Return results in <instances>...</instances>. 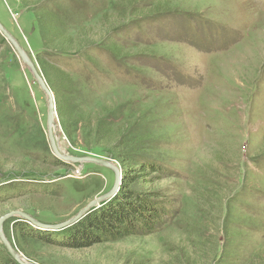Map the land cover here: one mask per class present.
Instances as JSON below:
<instances>
[{
  "label": "rangeland",
  "instance_id": "rangeland-1",
  "mask_svg": "<svg viewBox=\"0 0 264 264\" xmlns=\"http://www.w3.org/2000/svg\"><path fill=\"white\" fill-rule=\"evenodd\" d=\"M0 24L48 88L50 65L67 74L73 117L67 134L56 119L58 151L154 176L120 180L59 231H23L11 217L2 234L16 254L33 264H264V0H0ZM45 25L66 53L44 46ZM46 118L44 94L0 35V217L57 225L115 184L90 162H48ZM23 176L65 188L4 191ZM125 190L154 205L159 224L116 241L78 238L79 222ZM10 263L0 240V264Z\"/></svg>",
  "mask_w": 264,
  "mask_h": 264
},
{
  "label": "trees",
  "instance_id": "trees-1",
  "mask_svg": "<svg viewBox=\"0 0 264 264\" xmlns=\"http://www.w3.org/2000/svg\"><path fill=\"white\" fill-rule=\"evenodd\" d=\"M44 21V24H48L47 20ZM51 31L53 30L45 25L44 32L49 33V35L46 34L44 36V46L51 51L61 53V50L57 51V49H55L56 42L61 38L59 36H56V31L54 32V34ZM44 63L46 64L47 62L43 61L42 64ZM76 64H78L79 71L82 72V65H80L79 62H76ZM51 70L54 71L55 68L53 69V66L50 65V69L45 70V78L55 99L57 118L59 119L63 130L67 134L68 128L66 124L73 117L72 113L68 109L69 107L67 103L70 97L73 95V90H69L71 87L66 82L67 74L62 72L59 75V72L56 71L55 76L51 73ZM48 162H51L52 165L57 166L59 160H57L54 156H51ZM147 169V166L143 164L138 168H129L126 172L123 171L121 174L122 184L128 186L130 184L138 182L140 179L145 180L150 177L154 178L151 173L145 172ZM27 178L28 177L23 176L18 179H13V183L6 184L4 191H10V187H15V185L18 186L17 190L22 188L28 189L38 187L39 184H41L42 186L57 189L59 192H63L65 188V184L63 181L33 183ZM123 195L124 197L121 201H114L111 203V206L107 207L106 209L103 208L101 210L93 212V214H89L86 220L82 219V221L79 222L80 224L73 230L75 231L74 233H77L78 238H80V236L82 235H84L85 239L88 237H94V235H96V237H99L100 241H116L134 235L136 231L138 232V230H140V233L142 234L150 233L151 229L154 228L153 226L159 224L162 216L159 210L155 209L154 205H146L141 203V199L138 196L134 197L133 195H131V193H128L127 190H125V193H123ZM26 225L29 224L25 222V228H23V231L28 228V226ZM85 232L87 235L83 234ZM71 239L73 238L71 237ZM69 241L70 240H67L65 244L69 243ZM73 241H77V239H73ZM73 241L71 240V243H73ZM10 262L12 264H16L11 257Z\"/></svg>",
  "mask_w": 264,
  "mask_h": 264
},
{
  "label": "water",
  "instance_id": "water-1",
  "mask_svg": "<svg viewBox=\"0 0 264 264\" xmlns=\"http://www.w3.org/2000/svg\"><path fill=\"white\" fill-rule=\"evenodd\" d=\"M0 35L15 51L18 59L23 64V66L29 71L33 80L37 84L38 88L44 94V96L46 98V104H47V118H46L47 139H48V143H49V147L51 149L52 155L56 159H58L59 161H61L63 163H76V162H78L79 164H82L84 162H90V163L96 164L100 167L112 170L114 175H115V184H114V186L111 189L109 194L105 195L104 197L97 198L96 200L92 201L87 207H85L83 210H81L75 217H73L72 219H70L66 222H63V223H60L57 225L41 224V223L36 222L31 217L23 215L19 212L8 213V214L0 217V240L3 243L7 252L9 253L10 257L14 261H16L18 264H33V263H30L26 260H23L18 254H16L13 251V249L11 248V246L9 245V243L7 242V240L4 238V236L2 234L3 223L5 221H7L8 219H10L11 217L18 215V216H22V219L26 223L34 226L36 229H39V230L59 231V230L65 229V228L71 226L72 224H74L75 222H77L78 220H80V218L83 215H85L87 212H89L90 209L92 210L93 208H95L98 203L103 202L109 196L114 194L117 190L119 181L121 180V176L119 173V169L117 167H115L110 161L102 160V159H95V158H86V159L72 158L70 156L63 155V153H61L60 151L57 150V147L55 145L54 136H53V134H54L53 127L56 124V119H57L54 96L51 93V91L49 90V88L47 87V85L45 84L42 76L39 74V72L37 71L35 66L31 63V61L27 57L26 53L21 48V46L10 36V34L1 26V24H0Z\"/></svg>",
  "mask_w": 264,
  "mask_h": 264
},
{
  "label": "bare ground",
  "instance_id": "bare-ground-1",
  "mask_svg": "<svg viewBox=\"0 0 264 264\" xmlns=\"http://www.w3.org/2000/svg\"><path fill=\"white\" fill-rule=\"evenodd\" d=\"M53 136H54V140L57 141L58 140V136H57V133L59 132L58 130V126L55 124L54 127H53ZM59 135V134H58Z\"/></svg>",
  "mask_w": 264,
  "mask_h": 264
}]
</instances>
